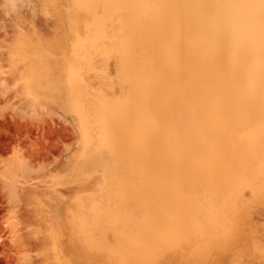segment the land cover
I'll return each mask as SVG.
<instances>
[{
  "label": "bare ground",
  "instance_id": "6f19581e",
  "mask_svg": "<svg viewBox=\"0 0 264 264\" xmlns=\"http://www.w3.org/2000/svg\"><path fill=\"white\" fill-rule=\"evenodd\" d=\"M68 4L72 39L36 86L79 115L81 156L97 172L68 220L75 255L159 264L180 250L175 264H217L243 205L264 200V0Z\"/></svg>",
  "mask_w": 264,
  "mask_h": 264
},
{
  "label": "rangeland",
  "instance_id": "374dc122",
  "mask_svg": "<svg viewBox=\"0 0 264 264\" xmlns=\"http://www.w3.org/2000/svg\"><path fill=\"white\" fill-rule=\"evenodd\" d=\"M69 2L0 0V264H106L96 261L94 253L88 252L96 262L89 263L75 255L68 225L77 199L92 191L84 186L93 168L92 161L81 156L84 137L79 115L55 95L41 94L36 86L47 77L45 65L59 68L61 51L72 39ZM39 45L52 49L53 55L40 61L35 56ZM32 66L40 67L41 73L32 70L34 81L28 90L25 72ZM111 68L115 69L114 63ZM111 76L121 93L116 69ZM88 81L94 94L99 83L94 77ZM255 132L253 127L248 135ZM92 133L95 141L96 131ZM248 194L246 198H251ZM129 200L141 214L136 202ZM243 208L241 219L237 218L242 232L229 251L215 255L217 264H264V200L248 201ZM51 232L56 235L50 236ZM52 238L58 239V245ZM181 252L169 251V260L162 256L159 264H175Z\"/></svg>",
  "mask_w": 264,
  "mask_h": 264
}]
</instances>
